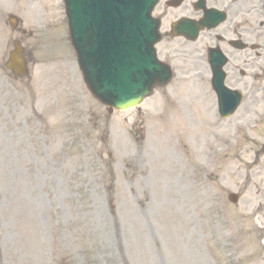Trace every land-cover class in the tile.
Masks as SVG:
<instances>
[{
    "label": "rangeland",
    "instance_id": "374dc122",
    "mask_svg": "<svg viewBox=\"0 0 264 264\" xmlns=\"http://www.w3.org/2000/svg\"><path fill=\"white\" fill-rule=\"evenodd\" d=\"M12 14L32 35L11 30ZM17 37L30 72L11 79L12 142L0 140V264H264V92L252 78L221 119L209 72L176 52L168 86L109 114L83 82L63 0H0V56Z\"/></svg>",
    "mask_w": 264,
    "mask_h": 264
},
{
    "label": "flooded vegetation",
    "instance_id": "af4514ba",
    "mask_svg": "<svg viewBox=\"0 0 264 264\" xmlns=\"http://www.w3.org/2000/svg\"><path fill=\"white\" fill-rule=\"evenodd\" d=\"M174 3V0H162L158 6V15L163 22L170 25L182 17L198 20L203 17L206 9L220 10L225 12L226 19L214 30L202 32L206 44L213 39H209L207 34H210L214 35L215 40L221 36V40L214 41V45L231 55L250 51V48L240 51L230 46L232 40H242L246 44L257 43L259 49H264V34L254 37L255 32L264 31V0H204L203 6L200 0H180L179 4ZM168 34L171 35V32L166 30Z\"/></svg>",
    "mask_w": 264,
    "mask_h": 264
},
{
    "label": "water",
    "instance_id": "95a60500",
    "mask_svg": "<svg viewBox=\"0 0 264 264\" xmlns=\"http://www.w3.org/2000/svg\"><path fill=\"white\" fill-rule=\"evenodd\" d=\"M67 3L69 17L71 18L70 26L73 40L78 49L80 62H85L82 66H84L86 71V81L92 89L94 95L102 102L108 104L110 107H116L117 109L136 105L142 101L143 96L150 91L154 83L159 82L164 84L170 79L171 74L169 73H167V75H163L162 77L159 73H154L145 90L137 94L135 98L113 97L112 94L100 84V75L95 65V55L92 53L98 50L104 51L106 46L109 44V41L104 38L96 41L91 37L92 31L89 28H86V21L84 20V17L88 14L85 0H74L75 8H73V5L70 4L71 1L67 0ZM104 3L106 8L112 10L116 9V3L114 0H104ZM120 14H122V12H120ZM117 25L118 18L115 21L113 28H116ZM80 26H82V29H79ZM110 39L111 37L108 36V40ZM12 64L17 65V72H21L25 69V61L20 55V50L13 56ZM90 68L92 69L91 72H89ZM147 73H153V70H146L145 72H142L144 79L146 78Z\"/></svg>",
    "mask_w": 264,
    "mask_h": 264
}]
</instances>
